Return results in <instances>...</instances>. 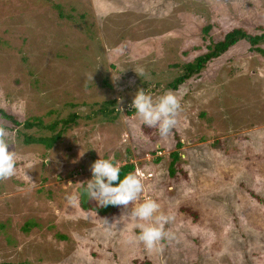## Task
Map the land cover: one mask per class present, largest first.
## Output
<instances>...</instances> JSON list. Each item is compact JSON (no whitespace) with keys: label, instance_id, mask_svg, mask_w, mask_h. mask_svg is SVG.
Wrapping results in <instances>:
<instances>
[{"label":"rangeland","instance_id":"1","mask_svg":"<svg viewBox=\"0 0 264 264\" xmlns=\"http://www.w3.org/2000/svg\"><path fill=\"white\" fill-rule=\"evenodd\" d=\"M235 28L263 34L264 0H0V108L44 124L105 100L119 110L112 120L78 119L50 148L19 134L50 129H12L0 116L17 159L15 175L0 179V262L264 264V38H241L168 86ZM140 88L180 95L167 136L136 118ZM99 156L135 164L139 200L174 214L166 227L176 240L148 250L135 240V219L106 227L139 200L107 216L84 210L80 195L68 204L65 194L91 177Z\"/></svg>","mask_w":264,"mask_h":264},{"label":"clouds","instance_id":"2","mask_svg":"<svg viewBox=\"0 0 264 264\" xmlns=\"http://www.w3.org/2000/svg\"><path fill=\"white\" fill-rule=\"evenodd\" d=\"M130 106L142 125L155 127L159 135L165 137L177 125L181 110L180 95L166 90L154 97L144 88H140L132 97ZM11 145H15V137L6 124L0 123V179L12 177L16 172L17 159ZM90 172L91 177L77 191L65 194L64 198L69 205L74 204L79 195H86L95 200L98 207L122 205L128 208L131 202L139 200L144 189L142 177L136 173L120 175L121 165L113 157L99 156L91 163ZM160 207L156 199L144 198L111 222L105 218V225L110 229L113 221L118 225L123 219H135V227L139 230L135 240L142 243L145 249L158 251L163 242L177 239L176 233L166 227L175 220L174 214L165 213Z\"/></svg>","mask_w":264,"mask_h":264},{"label":"trees","instance_id":"3","mask_svg":"<svg viewBox=\"0 0 264 264\" xmlns=\"http://www.w3.org/2000/svg\"><path fill=\"white\" fill-rule=\"evenodd\" d=\"M56 7L61 8L59 4H55ZM67 16H71L69 13ZM247 39L251 43H256L264 38V33L261 35H252L240 28H235L229 31L225 37L221 40L214 41V47L212 50L205 54H201L196 56L192 61H186L182 64V72L176 76L168 86L173 87L176 89L180 84L184 83L189 77L199 74L201 70L205 67L206 63H208L214 57L219 56L223 51H225L229 46L235 44L239 39ZM264 52V50H263ZM128 112H130L128 110ZM119 113V110L116 108V101L114 100H105L97 104L96 108H93L89 113L86 115H82L77 111H71L68 116L55 120L53 123L44 124L42 119L35 118V121H31L29 119L21 121L15 117L14 114L6 112L3 108H0V116L3 120L9 123L10 128L16 129L19 125H22L25 129L31 128L32 126H38L40 128H47L51 130V134L47 135H38L35 136L33 134H28L27 132L19 133L25 143H34V144H41L46 146L47 148L52 147L57 141H59L67 128H69L72 124H76L78 119L80 118H95L101 117L103 119L112 120L114 119ZM178 146H181L182 143L179 141ZM172 161L170 163V173L171 175L176 174L175 165L177 161L180 159V153L178 151L172 152ZM135 169V164L132 162L125 163L121 165V172L120 175L123 176L127 173L133 172ZM182 168H180L181 170ZM183 171V170H181ZM118 182V181H117ZM116 183V182H114ZM79 189V188H78ZM79 202L81 207L84 210H94L97 211L99 214L103 216H107L112 214L116 209H118L121 205L113 206L108 205L105 207H98L96 205L95 200L89 199L86 195L79 196ZM34 224V221H28L25 224L24 230H29L30 226ZM149 262H146L148 264ZM0 264H10L0 262ZM30 264V263H29Z\"/></svg>","mask_w":264,"mask_h":264}]
</instances>
